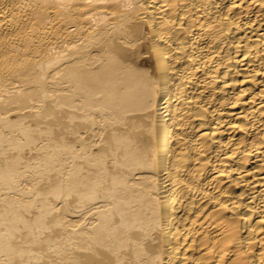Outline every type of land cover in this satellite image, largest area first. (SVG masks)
Wrapping results in <instances>:
<instances>
[{"label":"bare ground","instance_id":"1","mask_svg":"<svg viewBox=\"0 0 264 264\" xmlns=\"http://www.w3.org/2000/svg\"><path fill=\"white\" fill-rule=\"evenodd\" d=\"M0 264H264V0H0Z\"/></svg>","mask_w":264,"mask_h":264}]
</instances>
